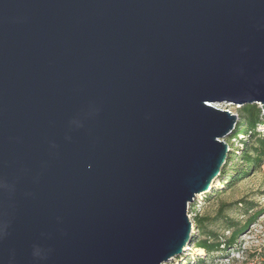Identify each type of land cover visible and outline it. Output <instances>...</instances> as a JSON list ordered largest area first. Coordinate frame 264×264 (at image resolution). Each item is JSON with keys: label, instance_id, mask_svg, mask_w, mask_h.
<instances>
[{"label": "water", "instance_id": "obj_1", "mask_svg": "<svg viewBox=\"0 0 264 264\" xmlns=\"http://www.w3.org/2000/svg\"><path fill=\"white\" fill-rule=\"evenodd\" d=\"M225 103L264 113V0H0V264L192 254Z\"/></svg>", "mask_w": 264, "mask_h": 264}, {"label": "rangeland", "instance_id": "obj_2", "mask_svg": "<svg viewBox=\"0 0 264 264\" xmlns=\"http://www.w3.org/2000/svg\"><path fill=\"white\" fill-rule=\"evenodd\" d=\"M218 107L230 109L233 113L240 114V107L229 103L217 104ZM260 132H264V123L258 126ZM236 147H243V143L229 139ZM248 139V135H241ZM231 144V143H230ZM219 176L215 188L201 192L196 199L190 203V219L196 225L195 216L205 215L211 220L208 228L215 230L221 237H229L230 231L225 230V217H231L235 221L244 224L249 213L260 210L258 219L251 223L238 237L233 247L220 248L214 253L208 254L203 248L192 247L193 253L184 256L179 260L171 259L165 264H264V163L251 171L249 175L242 177L233 185L228 186L230 178ZM226 204L224 210L220 212L222 206ZM200 232L196 228V235ZM204 262L199 261L201 258Z\"/></svg>", "mask_w": 264, "mask_h": 264}, {"label": "trees", "instance_id": "obj_3", "mask_svg": "<svg viewBox=\"0 0 264 264\" xmlns=\"http://www.w3.org/2000/svg\"><path fill=\"white\" fill-rule=\"evenodd\" d=\"M239 121L235 126V130L229 136V139H235L243 143V147L239 148L230 142L233 146L227 157V163L222 169L221 174L228 176L230 181L228 186L233 185L242 177L249 175L251 171H256L264 163V132L259 131V125L264 123V113L258 103L244 104L240 106ZM248 135V139H244L241 135ZM226 204L222 206L220 212L224 210ZM260 210L249 213L248 219L241 224L231 217H225V230L230 231L229 237H221L215 230L208 228V222L211 220L208 216H195L196 226L200 232L199 236L194 234L191 244L196 248H203L207 251V255L214 253L220 248H229L235 246L238 237L242 232L258 218ZM204 262V259L199 258Z\"/></svg>", "mask_w": 264, "mask_h": 264}]
</instances>
